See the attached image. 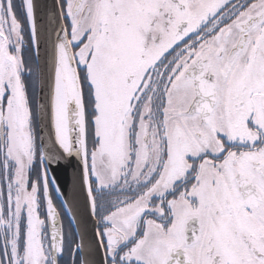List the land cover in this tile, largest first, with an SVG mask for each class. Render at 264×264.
Here are the masks:
<instances>
[{
    "label": "snow or ice",
    "instance_id": "1",
    "mask_svg": "<svg viewBox=\"0 0 264 264\" xmlns=\"http://www.w3.org/2000/svg\"><path fill=\"white\" fill-rule=\"evenodd\" d=\"M0 264H264V0H0Z\"/></svg>",
    "mask_w": 264,
    "mask_h": 264
},
{
    "label": "water",
    "instance_id": "2",
    "mask_svg": "<svg viewBox=\"0 0 264 264\" xmlns=\"http://www.w3.org/2000/svg\"><path fill=\"white\" fill-rule=\"evenodd\" d=\"M44 3L50 2V0H42ZM59 179L62 184H68L71 182V169L67 171V173H60Z\"/></svg>",
    "mask_w": 264,
    "mask_h": 264
}]
</instances>
